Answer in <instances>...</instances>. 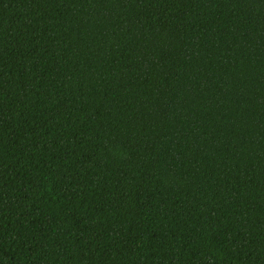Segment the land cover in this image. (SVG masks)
Masks as SVG:
<instances>
[{"label":"trees","instance_id":"obj_1","mask_svg":"<svg viewBox=\"0 0 264 264\" xmlns=\"http://www.w3.org/2000/svg\"><path fill=\"white\" fill-rule=\"evenodd\" d=\"M0 264H264V0H0Z\"/></svg>","mask_w":264,"mask_h":264}]
</instances>
